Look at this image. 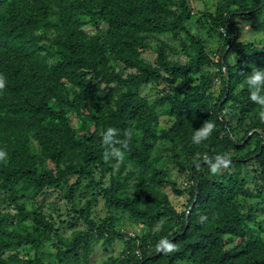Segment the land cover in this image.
<instances>
[{
	"label": "trees",
	"instance_id": "1",
	"mask_svg": "<svg viewBox=\"0 0 264 264\" xmlns=\"http://www.w3.org/2000/svg\"><path fill=\"white\" fill-rule=\"evenodd\" d=\"M212 7L0 0V264H264V106L246 79L264 69V0ZM162 35L178 40L183 63ZM189 78L198 82L178 85ZM161 113L170 124L156 130ZM206 120L213 131L195 143ZM109 127L117 132L106 144ZM159 145L185 173L183 191L157 166ZM225 153L230 163L213 174L209 160ZM165 185L187 194L183 211ZM97 196L110 213L99 223ZM161 238L175 251H158ZM95 241L103 255L91 262Z\"/></svg>",
	"mask_w": 264,
	"mask_h": 264
},
{
	"label": "rangeland",
	"instance_id": "2",
	"mask_svg": "<svg viewBox=\"0 0 264 264\" xmlns=\"http://www.w3.org/2000/svg\"><path fill=\"white\" fill-rule=\"evenodd\" d=\"M215 0H191V6L194 7L198 11H203L204 9L208 10L209 12L213 11L212 3ZM202 37L204 36L202 33H199ZM161 38L163 40H166L169 45H172L174 48V52L170 54V57L178 62L183 63L184 58L182 55L179 54L181 50V46H179L178 40H172L169 35H162ZM186 39V38H184ZM188 41L186 40V44ZM206 46L208 51H213L217 46L215 40H208L206 41ZM217 58V57H216ZM217 60V59H216ZM212 67H205L206 72L212 71ZM117 71L122 75L124 78L125 71L122 70L121 67L117 66ZM198 82V79H193L189 78L187 80L179 82V86H187V85H195ZM217 81H214V84L209 86V92L215 93L217 90ZM140 94L145 96L148 100L152 101L155 98V91L152 89H149L148 86H145L141 89ZM170 124V118H168L164 113L159 114V120L156 124V130L162 129L164 127H167ZM32 145L34 148H37V145L32 142ZM159 155H160V160L157 163L158 167H161L162 170L164 171L165 177L169 182H172L175 184V188L177 190H182L186 188L187 179L186 175L184 172L180 171L176 166V162L173 160V153L165 146L159 145ZM164 192L167 194V198L172 205V207L178 211L181 212L184 210L188 196L186 193H182V195L177 196L174 192L171 191V188L169 185L164 186ZM84 199H90V195L85 196L83 199H78L76 198L75 204L77 207H80L83 205ZM263 216V215H261ZM110 217V213L105 207L104 201L100 197H96V201L93 204L90 218L93 219L96 223L101 222L104 219H108ZM119 223V221H118ZM123 227V226H120ZM253 226L252 231H256L257 227ZM262 227L264 229V225L262 224ZM83 228V225L80 223L78 229ZM66 229V228H64ZM135 228H132L128 231L130 236H133ZM69 229H66L65 232H63L64 236H67L69 234ZM50 241L47 242L45 245L44 249L45 251H50ZM98 242L95 241L92 244L89 245V253H90V261L93 262L96 258L99 259L103 253L100 252V249H96ZM123 246L121 241H117L114 243V247L112 250V253L118 254L121 252ZM180 264H193L188 260H183L179 262Z\"/></svg>",
	"mask_w": 264,
	"mask_h": 264
},
{
	"label": "clouds",
	"instance_id": "3",
	"mask_svg": "<svg viewBox=\"0 0 264 264\" xmlns=\"http://www.w3.org/2000/svg\"><path fill=\"white\" fill-rule=\"evenodd\" d=\"M247 83L251 89L249 98L250 100L256 102L257 104L264 106V94H261L264 91V69H254L250 75L246 77ZM5 79L3 75H0V89L4 87ZM261 118L264 119V112L261 113ZM214 128V122L210 120L204 121L202 127L195 131L193 136V141L195 143H200L202 140L207 139ZM117 129L109 127L103 135V142L109 143L112 137L116 134ZM114 155L121 160L123 159V153L117 150ZM7 157V152L3 149H0V161L5 160ZM107 158V155H106ZM230 163L227 153L217 154L214 159L209 160L210 171L214 174L220 167H226ZM175 244L166 238H161L157 244V250H163L166 252L175 251Z\"/></svg>",
	"mask_w": 264,
	"mask_h": 264
}]
</instances>
